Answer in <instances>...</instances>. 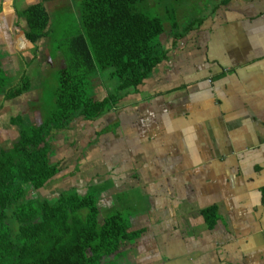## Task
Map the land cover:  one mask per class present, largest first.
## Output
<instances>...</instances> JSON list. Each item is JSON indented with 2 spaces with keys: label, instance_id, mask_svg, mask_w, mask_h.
<instances>
[{
  "label": "crops",
  "instance_id": "1",
  "mask_svg": "<svg viewBox=\"0 0 264 264\" xmlns=\"http://www.w3.org/2000/svg\"><path fill=\"white\" fill-rule=\"evenodd\" d=\"M37 2L0 0L8 74L38 56L52 60L48 40L27 37L24 11ZM202 4L199 27L170 35L172 47L161 38L167 59L138 91L49 137L60 192L95 188L101 218L125 208L132 230L142 231L113 264H264V0ZM30 78L28 91L1 102L8 112L26 115L35 100L41 111L45 91ZM12 79L8 87L25 78ZM48 184L43 196L53 197L59 191ZM210 207L213 227L203 213Z\"/></svg>",
  "mask_w": 264,
  "mask_h": 264
},
{
  "label": "trees",
  "instance_id": "2",
  "mask_svg": "<svg viewBox=\"0 0 264 264\" xmlns=\"http://www.w3.org/2000/svg\"><path fill=\"white\" fill-rule=\"evenodd\" d=\"M49 1L57 3L55 10L63 2L75 4L40 0L25 10L27 37L33 43L45 37L50 41L54 33L45 5ZM146 1L81 0L75 4L79 27L65 38L66 62L58 74L57 89L49 100L43 99L47 105L42 121L26 124L21 113L10 118L19 137L0 151V264H113L142 233L132 230L119 210L110 215L112 209L107 210L101 218L95 188L84 195L74 188L59 191L54 197H33L30 192L55 182L61 171L59 162L51 158L50 136L68 130L77 119L101 118L124 96L138 91L167 59L162 36L171 34L177 40L204 22L195 18L180 27L179 19L170 16L166 27L163 19L146 10ZM165 1L180 6L183 0ZM0 71L4 70L0 67ZM0 80L6 100L30 89L27 77L23 84L7 89L6 79ZM203 213L210 227L216 225L215 207Z\"/></svg>",
  "mask_w": 264,
  "mask_h": 264
},
{
  "label": "rangeland",
  "instance_id": "3",
  "mask_svg": "<svg viewBox=\"0 0 264 264\" xmlns=\"http://www.w3.org/2000/svg\"><path fill=\"white\" fill-rule=\"evenodd\" d=\"M75 2V4H78L81 0H72ZM208 0H183V4H180V6L173 4L171 1H161V0H147L144 3V6L148 12H151L157 16H159L161 19H163L165 26L167 27L169 24H171L172 17L175 16L177 19H179L180 27L186 26L187 22H190L198 12L203 11V8H205V3ZM172 3V4H171ZM55 2L52 6H49L48 11L51 13V18L53 21V28L54 33L52 34V37L49 41L48 38H43V40H48V44L45 48L49 51V57L52 59L49 61V58L46 60H41V56H38L37 59L31 60L33 62H23L21 65V70L14 71L13 74H8L5 71H0V78L4 77L5 85L11 84L13 85L12 77H14V81L17 78V74L19 77L26 78V77H32L33 80V88L34 90L41 94L43 90L45 91V96L47 100L51 98V95L53 94L54 90L57 89L58 82L57 77L61 70V68L64 66L66 62L65 54H64V47H65V38L69 34H72L73 32H76L79 27V7L77 5H74L69 2H63L61 7L57 10ZM150 4V5H149ZM156 4V5H155ZM149 5V6H148ZM155 5V7H154ZM173 5V7H172ZM143 6V5H142ZM148 6V7H147ZM153 6V7H152ZM144 10V9H143ZM171 34H164L162 37L164 38V43L166 45H169L172 47L173 38L170 36ZM32 54L36 55L34 51ZM48 57V56H47ZM53 61V62H52ZM5 73V74H4ZM30 78V79H32ZM32 81V80H31ZM3 80H0V85L3 84ZM115 83V81L113 82ZM16 84V82H15ZM100 88H98L99 90ZM99 93L102 94L101 90H99ZM4 96V97H3ZM5 95L0 94V147L4 145V147L9 145L11 141H15L19 136V131L17 126H12L13 124L10 123V118L14 116L15 114L13 112H8L9 105H7L5 102L1 103L2 101H5ZM37 101L35 100L34 103L32 102L28 108L29 110H26L25 115V123L30 124L38 123L40 120H42L43 115L45 113L46 105L47 103H44L43 101L41 103V111H39L40 107L35 104ZM27 104H29L28 101H26ZM15 101H11V105L14 106ZM4 114V115H3ZM32 118L33 121L30 120ZM36 120H39L38 122ZM80 120V119H79ZM10 146H7V148ZM65 187V184L59 185V182H53L49 185L50 188H52V191L58 190L60 191V187ZM119 210L121 212L126 211L121 208L112 209L109 212V215L112 213H115L114 211ZM125 213V212H124ZM126 214V213H125ZM124 214V216H125Z\"/></svg>",
  "mask_w": 264,
  "mask_h": 264
},
{
  "label": "flooded vegetation",
  "instance_id": "4",
  "mask_svg": "<svg viewBox=\"0 0 264 264\" xmlns=\"http://www.w3.org/2000/svg\"><path fill=\"white\" fill-rule=\"evenodd\" d=\"M59 132V131H58ZM58 132H55L53 135H55L56 133H58ZM19 137V136H18ZM17 140V139H16ZM15 140V141H16ZM12 142H14V141H11L10 142V144L8 145L7 144V146H11V143ZM7 146L6 147H4V145L3 146H1L0 147V151L2 150V149H9L10 147H8L7 148ZM52 153H53V147H52V150H51V152H50V154H51V156H52ZM51 158H53V157H51ZM53 161H57V162H59L58 160H56L55 158H53ZM59 164H60V162H59ZM59 166H61V165H59ZM61 169V168H60ZM61 172V171H60ZM60 172L56 175V177H55V180H59V178H61L60 177ZM50 183V182H49ZM53 183V182H52ZM46 189H44V188H41V189H38V190H31V192H30V194H31V196H33V197H39V196H43L44 195V191H45ZM66 190H69V189H66ZM58 193H60V192H58ZM57 193V194H58ZM46 196H49V195H46ZM54 197V196H53Z\"/></svg>",
  "mask_w": 264,
  "mask_h": 264
}]
</instances>
